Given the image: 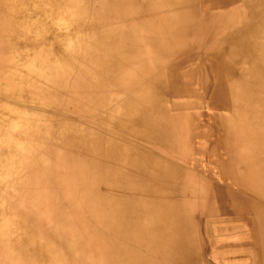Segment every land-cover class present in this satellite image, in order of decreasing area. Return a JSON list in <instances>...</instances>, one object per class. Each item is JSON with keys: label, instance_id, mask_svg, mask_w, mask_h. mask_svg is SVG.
Masks as SVG:
<instances>
[{"label": "bare ground", "instance_id": "1", "mask_svg": "<svg viewBox=\"0 0 264 264\" xmlns=\"http://www.w3.org/2000/svg\"><path fill=\"white\" fill-rule=\"evenodd\" d=\"M3 3L0 264H264V0Z\"/></svg>", "mask_w": 264, "mask_h": 264}, {"label": "rangeland", "instance_id": "2", "mask_svg": "<svg viewBox=\"0 0 264 264\" xmlns=\"http://www.w3.org/2000/svg\"><path fill=\"white\" fill-rule=\"evenodd\" d=\"M33 0H3V4H4V6L7 8V7H10V6H14V14L12 15V17H13V19L12 20H14V21H18V19H20V18H22L23 17V14L22 13H24L23 11H19V12H16L15 11V7H23L24 9L26 8V6H28L31 2H32ZM36 2H38V5H43V3L45 2V3H47V5H50V7L52 8H54L56 11L58 10V7L57 6H54V5H52L51 6V4H52V0H35ZM25 10H27V8L25 9ZM26 13V12H25ZM53 15H55V13L53 14ZM62 15V14H61ZM56 17L55 16H53V19H55ZM35 29L36 30H38L39 28H40V24H38V22L35 24ZM55 27V28H54ZM58 30V28H57V26H53V27H51L50 28V34H49V37H51L52 35H53V33L54 32H56ZM11 38H13V33L11 34ZM17 40H21L20 39V37L19 38H17ZM16 45V44H15ZM18 45V44H17ZM21 46H22V49H24V51H25V55H24V58L25 59H27L28 57H29V53H28V51H27V40L26 39H24L23 40V42L21 43ZM201 89V88H200ZM44 132H39L38 133V138H40V137H43L42 136V134H43ZM38 146H39V148L40 149H42L43 151H44V149H43V147L41 146V145H39L38 144ZM210 145H209V149H210ZM45 149H46V147H45ZM46 156V155H45ZM44 159H45V157H44ZM203 168H205V166L203 167ZM188 169H190V168H188ZM202 169V168H201ZM199 171V170H198ZM202 174V173H201ZM217 178V177H216ZM6 184H7V189H8V194L9 195H6V203L4 202L5 201V199L4 198H1L0 199V206L2 205H4V204H6L7 206L8 205H10V203L12 202V195L14 196V202L16 203V205L20 208V206H19V204H18V202L20 201V199H22L21 197H24V195H25V190H22L23 192H22V195H21V190H18V188H16V189H13L12 188V184H11V182L9 183V181L7 180L6 181ZM14 186H16V185H14ZM21 185H19V186H17V187H20ZM24 200V199H23ZM25 207H24V209H28L29 208V205H28V201L27 200H25ZM19 216H21L23 219H24V221L26 222V225H27V228L28 229H31V227H33L32 225L33 224H31L30 222V220H28V218L25 216V215H19ZM30 221V222H29ZM52 221V220H51ZM204 232V231H203ZM38 237H39V239L41 238L40 237V234H39V230H38Z\"/></svg>", "mask_w": 264, "mask_h": 264}]
</instances>
